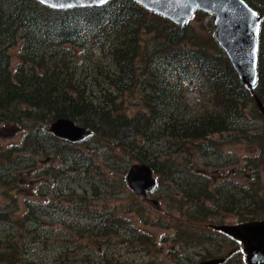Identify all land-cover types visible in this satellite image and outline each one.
Returning <instances> with one entry per match:
<instances>
[{"label":"trees","instance_id":"obj_1","mask_svg":"<svg viewBox=\"0 0 264 264\" xmlns=\"http://www.w3.org/2000/svg\"><path fill=\"white\" fill-rule=\"evenodd\" d=\"M246 1L263 18L258 81L254 90L240 82L214 33L204 37L189 24L176 25L133 0H111L103 7L67 10H54L37 0H0V122L30 128L18 145L0 151V186L7 185L9 190H16L21 181L16 175L20 168L35 165L30 158L33 155L46 161L57 156L65 168H96L75 144L48 131L47 126L51 123L68 118L92 131L90 144L114 154L112 158L116 164L112 163L110 167L121 170L119 189L128 190L123 176L130 166H122L123 161L149 163L158 174L159 188L165 189L169 199L181 204L178 208L181 213L190 216V226H196L197 221L212 215L241 212L236 205L247 204L248 198L251 203L244 209L246 213L240 214L241 222L264 220V197L253 193L242 201L223 202V198L234 196L233 193H225L217 187L212 189L209 177H201L200 170L196 171L198 167L192 163L196 155L189 150L195 145L201 153L199 159L203 160L210 151H222L220 142L234 145L238 143L234 139L241 137L255 145L253 151L257 154L249 160L256 165L259 162L261 167L253 168V172L258 179L264 173V116L256 104V97L264 102V0ZM205 14L198 13L196 17ZM209 16L211 28L215 29L214 19ZM144 35H149V39L145 40ZM19 42H22L20 63L13 73L9 51ZM88 61L95 65L92 76L96 84L90 83L86 74L83 80L79 75L82 64ZM97 72L103 77L102 84L97 80ZM186 81L200 86L210 102L196 118L188 119L187 113L176 121V112L189 110L185 104L186 95H183L188 87ZM94 88L100 94H95ZM137 92L140 99L128 101L129 105L139 107L131 116L126 101ZM218 102L222 108L219 114ZM212 103L213 110H209ZM249 103L253 109L251 120L256 119L261 125L251 131L248 127L239 130L240 125L235 122L248 121L243 105ZM235 131L237 136L232 134ZM224 133H230V136L211 141L212 136ZM43 171L57 178L63 170L59 168L53 173L51 168H46ZM179 172L183 176L178 175ZM86 175L88 171L80 178ZM100 181V185L109 186L110 180ZM92 186L95 193H101L99 185ZM171 190L173 193L169 194ZM136 205H141L137 212L146 221L144 213L148 210L141 202H132L128 212L133 213ZM17 209L15 197L0 208L2 264H44L41 257L34 256L31 248L34 239L42 235L47 239L53 233L58 235L61 226L68 231L75 229L92 239L121 235L126 231V236L134 238L135 242L146 241L148 248L153 245L144 232L111 209L109 212L103 210L99 215L94 213L98 216L94 227L74 225L48 211L46 205L36 203H28L23 217L12 219ZM69 210L80 214L88 211L86 205ZM87 217L80 215L79 218ZM225 217L226 214L211 225H224ZM58 223L61 226L56 227ZM180 235L176 234L174 240L179 241Z\"/></svg>","mask_w":264,"mask_h":264},{"label":"rangeland","instance_id":"obj_2","mask_svg":"<svg viewBox=\"0 0 264 264\" xmlns=\"http://www.w3.org/2000/svg\"><path fill=\"white\" fill-rule=\"evenodd\" d=\"M189 25L199 31L204 37L214 33V29L211 28L210 16L207 13L202 15V17H195L190 21ZM144 38L145 40L149 39V35H144ZM144 44L145 42H143ZM21 50L22 42H19L9 51L11 71L13 73L16 72L19 66ZM82 67L83 69L79 73L81 80H83V75L86 74L89 82L96 84L92 76L95 73V65L88 61V63L82 64ZM97 76L98 82L102 84L103 77L98 72ZM106 83L107 80L104 81L103 85ZM186 85L188 86L187 91L183 95H186L185 104L189 106V110L176 112V121L182 119V116L187 113L188 119L196 118L210 102L200 86L191 81H186ZM95 88V94H100L99 90ZM94 97L99 98L96 95ZM121 98L124 99L123 96ZM127 99L128 113L133 116L138 112L139 107L135 104L129 105L128 101L132 102L131 100H134L137 102L140 99V95L137 92L127 97ZM216 104L218 105L219 114L222 111L221 104L219 102ZM243 106H245L243 108L244 113L249 119L247 122H235L240 125L239 130H241V127H248L250 128L249 131L255 127H260L261 122L253 117L254 120H251V115H253L252 104L249 103ZM209 110H213V103ZM163 122H166V120ZM163 122H161V125ZM251 123L254 126L250 127ZM47 128H49V125ZM29 131V127L23 128L0 122V151L11 145H18ZM232 134L237 136L238 132L235 131ZM228 136H230V133L216 134L212 136L211 141H220L221 137ZM137 139L141 138L138 137ZM234 140L238 143L230 145L221 144L220 142L219 145L223 147L222 151L219 153L210 151L208 157L203 158V160L199 159L201 154L197 151L199 148L196 149V146L193 145L189 150L196 155L192 160V163L198 167L196 171L200 170L199 175L201 177H209L212 182V189L217 187L220 190L223 189L222 191L225 193H233L232 195L234 196L223 198V202L226 200L242 201L247 196H253V193L259 197H264V173H261L262 178L258 179L253 172V168L261 166L259 162L256 165L253 160H249L257 154L253 151L255 145L249 144L247 140L241 137H236ZM91 142L92 137L85 142L75 144V148L86 154L92 160L91 164L96 165V168L91 166L86 170L85 167L79 166L72 168L78 169V171H73L69 166H66V168L61 166L60 158L57 156H53V158L48 159L49 161H46L44 158L33 155L30 158L33 159L35 165L31 168L26 167L23 170L20 168L19 174L16 175L21 179L20 186L16 190H9L7 185L0 186V208L9 199L15 197L18 209L11 216L12 219L23 217L27 212L28 203H36L37 205H46L48 211L57 213V216L64 217L69 222H73L74 225L82 224L89 227L95 226L98 217L96 215H99L103 210L109 212L108 209H111V212L127 219L134 228L144 232L152 240L153 245L148 248L145 246L149 244L146 241L135 242L134 238L126 236V231L121 235L115 234L106 238L92 239L85 235H80L75 229L68 231L67 228L58 223L56 227L61 226L58 229V235L53 233L48 235L47 239L44 235L34 239L35 244L31 248L34 256L41 257V262L44 264H63L61 261L64 264H203L214 260V258L222 254V250L215 248V245H218L216 237L221 238V236L216 230L212 229L213 225L211 223L222 218L224 214H226L224 225L229 226L241 223L240 214L242 212L246 213L244 209L251 203L250 198L247 199V204L236 205L241 212H225L216 216L212 215L206 220L197 221L196 226H190L188 221L191 218L188 213L183 214L178 210L181 204L179 205L175 200L169 199L165 189L158 187L157 191L151 195V200H144V207L148 210L147 213H144L146 220L144 221L137 212V209L138 211L140 210L141 205H136L133 213L128 212L132 202H142L143 199L134 194V192L133 195L129 189L123 191L117 187L122 181V177H120V169L116 168L113 170L110 167L112 163L116 164L115 159L112 158L114 154L107 150L96 148L94 144H90ZM150 145L151 143H149ZM182 159L181 157L180 160ZM136 163L141 162L128 163L125 160L121 165L131 167ZM46 168H51L53 173H56V169L59 168L63 171L55 178L52 173L43 171ZM86 171H88V175L81 179L80 176H82V173L85 174ZM248 171L249 174L246 173ZM177 174L183 176L180 172ZM123 177L125 180L126 174ZM155 177L159 180L158 174L155 173ZM100 180H110L109 186L100 185L102 184ZM227 182L229 185H226ZM164 183L169 185L168 182ZM92 184L100 186V194L95 193ZM199 187L201 188L202 186L199 185ZM172 193V190L169 191V194ZM79 205H86L88 211L80 214V212L69 210ZM96 212L98 214L95 215L94 213ZM80 215L88 217L82 219V221L79 218ZM159 218L162 220H159ZM158 220L159 222L156 223ZM182 222L188 225L184 226L181 224ZM6 226L9 229V225L6 224ZM1 227L6 229L3 225ZM178 233L181 234V239L175 241L174 238ZM208 233L210 234L208 235ZM41 239L43 241L40 243ZM223 241L230 244L227 240ZM225 253L227 252L225 251L223 254ZM0 264L2 263L0 262Z\"/></svg>","mask_w":264,"mask_h":264},{"label":"water","instance_id":"obj_3","mask_svg":"<svg viewBox=\"0 0 264 264\" xmlns=\"http://www.w3.org/2000/svg\"><path fill=\"white\" fill-rule=\"evenodd\" d=\"M54 10L103 7L111 0H37ZM146 10L156 13L179 26L187 25L198 12L214 18V37L229 58L240 82L254 90L258 81L260 33L263 18L246 0H133ZM256 104L264 116V102L256 97ZM48 131L72 144L84 142L92 131L71 119L61 118L51 123ZM127 186L139 197H147L158 187L152 166L148 163L132 165L126 175ZM226 234L241 240L248 254L249 264H264V221L239 226H221ZM210 260L203 264H220Z\"/></svg>","mask_w":264,"mask_h":264},{"label":"flooded vegetation","instance_id":"obj_4","mask_svg":"<svg viewBox=\"0 0 264 264\" xmlns=\"http://www.w3.org/2000/svg\"><path fill=\"white\" fill-rule=\"evenodd\" d=\"M152 194H153L152 192L148 193L147 197L142 198L143 200L141 203L144 205V200L145 201L151 200L150 197ZM263 221L264 220L253 221V222H241L239 224L230 225V226H239V225H243V224H247V223L263 222ZM217 232L220 234V236L223 240H227L228 242H230V244L226 243L221 238L216 237L218 245H215V248L222 250V254L220 256L214 258V259L223 260V262L220 264H249L248 254L246 251L247 248L244 245V243L232 235L226 234L222 231H217ZM225 251L227 253L223 254Z\"/></svg>","mask_w":264,"mask_h":264},{"label":"snow or ice","instance_id":"obj_5","mask_svg":"<svg viewBox=\"0 0 264 264\" xmlns=\"http://www.w3.org/2000/svg\"><path fill=\"white\" fill-rule=\"evenodd\" d=\"M101 2L103 3V2H104V0H101Z\"/></svg>","mask_w":264,"mask_h":264}]
</instances>
